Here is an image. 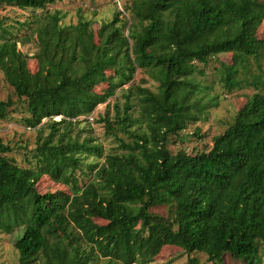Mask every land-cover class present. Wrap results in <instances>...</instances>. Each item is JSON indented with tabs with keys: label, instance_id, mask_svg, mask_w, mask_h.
<instances>
[{
	"label": "trees",
	"instance_id": "1",
	"mask_svg": "<svg viewBox=\"0 0 264 264\" xmlns=\"http://www.w3.org/2000/svg\"><path fill=\"white\" fill-rule=\"evenodd\" d=\"M56 1L0 0L30 12L15 23L0 17V69L13 88L0 121L20 106L40 130L27 165L0 135V228L18 232L17 264H150L164 246L214 264L225 254L261 264L264 0H126L97 26L81 11L64 23L48 8ZM20 41L37 50L26 54ZM217 62L229 93L253 92L210 142L198 123L219 103L206 71ZM104 103L98 121L118 140L113 152L74 133ZM192 137L203 142L189 151ZM44 176L70 191L41 193Z\"/></svg>",
	"mask_w": 264,
	"mask_h": 264
},
{
	"label": "rangeland",
	"instance_id": "2",
	"mask_svg": "<svg viewBox=\"0 0 264 264\" xmlns=\"http://www.w3.org/2000/svg\"><path fill=\"white\" fill-rule=\"evenodd\" d=\"M126 0H58L55 4L50 5L48 8L51 11L60 10L63 15V22L66 24L77 23L79 21V11L84 16L93 20L94 25L109 21L114 17V13L119 8L124 10V4ZM30 15L29 10H22L15 6H3L0 7V17L6 18L7 23H15L16 20L24 21L27 16ZM257 35L260 38H264V22L258 28ZM19 35L18 38H20ZM19 47L26 54H33L37 49L33 43L24 44L20 41ZM231 53H222L218 55V61L225 64H230L232 61ZM217 62L215 65H209L206 71H209L208 81H215L214 89L219 95V103L216 107H212L207 115V119L200 121L198 125L201 126L202 134L205 136V141H212V138L222 132L227 125L233 121L236 112L244 105L247 96L251 95L253 90L250 88L237 89L232 93H229L227 89L223 87V84L217 80V72L214 67L219 66ZM143 74L138 73L137 79ZM155 84L150 80L147 85L152 88ZM125 85L123 88H127ZM108 88L107 84L99 86L97 89L103 92ZM120 96L119 101L124 102L125 98L121 96L120 89L118 90ZM13 94L12 86L7 82L3 72L0 69V100H6ZM117 98L115 95L111 98V103H114ZM135 104V103H134ZM137 106L135 107L134 115L138 116ZM106 109V103L100 104L94 115L89 117V122H82L75 130L74 133H78L81 136V140L86 137H93L104 146L106 152H113L119 150L118 140L114 136L106 133L104 123L99 122V114L104 113ZM24 113L20 106L17 110L10 111L7 118L0 121V135L4 138L5 142L10 144L13 148L11 155L16 157L18 162L23 165L29 164L32 159V151L36 146L39 131L38 128L28 127L24 120H22ZM61 117H57L59 120ZM84 119V118H82ZM62 128V127H61ZM49 129L45 128L43 133L47 135ZM203 141H198L196 138H191L186 143L189 151H192V146L201 145ZM173 150H178L175 144L171 145ZM100 158L89 157L86 159L87 164L98 162ZM90 172V171H89ZM91 175H88V178ZM82 177V175H81ZM38 190L41 193L48 191H55L58 189L69 192V187L62 183L53 181L51 178L44 176L38 182ZM156 212L166 215L164 208H154ZM18 232L6 233L0 228V264H17L19 261V252L15 246V240ZM262 262L264 264V251L262 252ZM197 258L198 264H214L208 260L206 254L202 252H195L192 254L186 253L182 248L177 246H164L161 253L157 255L150 264H188L190 258ZM217 264H244L242 260L233 258L230 254H225L223 260Z\"/></svg>",
	"mask_w": 264,
	"mask_h": 264
}]
</instances>
